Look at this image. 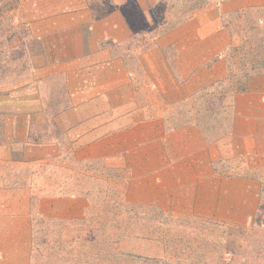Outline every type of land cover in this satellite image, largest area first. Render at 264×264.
<instances>
[{
	"label": "rangeland",
	"instance_id": "374dc122",
	"mask_svg": "<svg viewBox=\"0 0 264 264\" xmlns=\"http://www.w3.org/2000/svg\"><path fill=\"white\" fill-rule=\"evenodd\" d=\"M19 2L0 0V264H264V136L230 139L237 104L246 125L262 120L264 0L87 2L81 19L124 15L123 44L99 47L141 76L105 80L108 104L129 110L106 147L74 141L69 89L44 73L46 54L73 44H36ZM20 107L52 111L41 122ZM71 197L80 217L45 210Z\"/></svg>",
	"mask_w": 264,
	"mask_h": 264
},
{
	"label": "crops",
	"instance_id": "0c3cea01",
	"mask_svg": "<svg viewBox=\"0 0 264 264\" xmlns=\"http://www.w3.org/2000/svg\"><path fill=\"white\" fill-rule=\"evenodd\" d=\"M19 1L21 4L19 16L24 17L23 22L34 33L36 44H59L57 47L61 46L62 48L63 46L66 48L65 46L68 44H73L71 52L66 53L62 51L65 53L63 58L66 60V63L62 62L63 59L60 58L62 52L59 51L60 53L58 52V54L52 49L50 54H46L43 64L45 74L47 69L57 70L59 80H62L67 90L69 89L68 95L70 96L69 102L71 103L67 108L65 107V116L70 119V123H73L69 129L83 130V132L75 134L74 141L90 146H112V144L116 143L113 140L115 134L108 135V132L110 133L113 128H119L115 126V122L121 116H116V113H127L129 110L124 107L128 105L127 100H125L126 104H123L121 101L116 103L118 100L114 104H108V99H113L116 93L114 92V95L110 93L113 88L106 89L107 84L105 80L112 81L114 79L113 81L115 82L127 84L128 80L134 81L141 78L139 72L137 73L138 77H132L135 75V72L125 71L124 67L120 66L122 62L117 56H113L112 52L105 48L100 49L99 47L100 44H114L116 47L123 44L121 34L124 31L126 32V28L128 27V24L122 18L124 15L119 11L111 10L109 14H103L104 16L98 14L94 18L86 17V19H81L80 16L84 17L86 12L87 15L90 14L91 7L90 4H87L90 0ZM60 2L62 5H60ZM93 11V14H95L96 11ZM106 16H109V19ZM49 33H58L60 36L55 40V37H46ZM20 36L22 41L20 44H27L25 42L27 38L21 34ZM96 45L99 48H96ZM93 46L96 47L94 48ZM144 62L148 63L149 60ZM125 64L129 65L127 60ZM103 68H110L109 70L114 68L115 75L117 74V76L107 79L103 73L106 70ZM121 72L122 76L118 77ZM148 72L150 71L148 70ZM110 74L112 73L110 72ZM36 75H39V70L37 69ZM142 78L147 80L148 76L146 78L142 76ZM244 103L247 104L246 101ZM17 111L27 115L31 114L35 120L38 118V121L44 122L46 120L45 114L52 111V109H48V111L42 113L39 107H20L17 108ZM234 111L238 115L240 114V118H243L239 119L242 128L238 127L236 129L237 133L231 136L230 139L231 141L240 143V145L242 144L241 147L243 149H249L245 146L248 141L254 140L260 135L264 136V93H262V120L257 121L255 124L250 123L246 125L248 121L255 119V117L251 118L247 116L246 112L251 111L240 109L238 104ZM111 114L115 115L111 117ZM121 120L124 121V118ZM24 123L29 124L27 121ZM28 128L29 126L27 125L26 130ZM92 137L93 139H97V141H92ZM126 140L129 141L128 139ZM49 144L39 143L38 146H42L39 148V152L47 148L45 146ZM258 144L257 146L260 147ZM261 151H264V145H262ZM254 157L257 159V156ZM49 204L52 207L45 208V210L48 209L47 213H50L52 210V215L58 219H74L80 217L86 202L84 198L71 197L60 201L56 199L49 200Z\"/></svg>",
	"mask_w": 264,
	"mask_h": 264
},
{
	"label": "trees",
	"instance_id": "16d2710c",
	"mask_svg": "<svg viewBox=\"0 0 264 264\" xmlns=\"http://www.w3.org/2000/svg\"><path fill=\"white\" fill-rule=\"evenodd\" d=\"M143 262H145V263H149V264H167L168 262L166 261V260H159V259H152V260H150V259H148V258H145V259H143Z\"/></svg>",
	"mask_w": 264,
	"mask_h": 264
}]
</instances>
